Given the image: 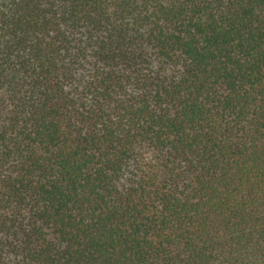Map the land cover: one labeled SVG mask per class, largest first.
<instances>
[{
    "label": "trees",
    "instance_id": "trees-1",
    "mask_svg": "<svg viewBox=\"0 0 264 264\" xmlns=\"http://www.w3.org/2000/svg\"><path fill=\"white\" fill-rule=\"evenodd\" d=\"M0 264H264V0H0Z\"/></svg>",
    "mask_w": 264,
    "mask_h": 264
}]
</instances>
